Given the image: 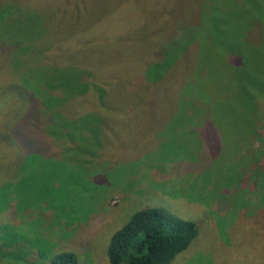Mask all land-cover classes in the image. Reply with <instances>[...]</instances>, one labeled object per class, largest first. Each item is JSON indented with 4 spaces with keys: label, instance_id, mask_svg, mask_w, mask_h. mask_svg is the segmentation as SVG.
Masks as SVG:
<instances>
[{
    "label": "rangeland",
    "instance_id": "374dc122",
    "mask_svg": "<svg viewBox=\"0 0 264 264\" xmlns=\"http://www.w3.org/2000/svg\"><path fill=\"white\" fill-rule=\"evenodd\" d=\"M260 24L264 0H0V264H109L150 205L197 226L170 264H264V120L231 122L264 114Z\"/></svg>",
    "mask_w": 264,
    "mask_h": 264
},
{
    "label": "trees",
    "instance_id": "16d2710c",
    "mask_svg": "<svg viewBox=\"0 0 264 264\" xmlns=\"http://www.w3.org/2000/svg\"><path fill=\"white\" fill-rule=\"evenodd\" d=\"M258 27L263 31L264 37V28H262L261 24L258 25ZM42 46L45 48L43 52L46 53L47 58H50L48 52L49 48L46 49L43 43ZM53 64L57 66L56 63L53 62ZM239 69L240 67L237 68V70ZM84 73L85 76L83 78L81 77L84 87L81 91L83 95L81 99L83 103L86 102V104L93 109L104 102V87L97 79H94L96 82L94 80L92 81L91 77L90 80H84L88 75H93L88 70L87 72L83 70L81 75L83 76ZM261 73L262 85L259 94L264 97V64ZM143 74L147 80L152 78V75L147 69L143 71ZM54 82L48 86L51 89L50 91L60 95V101L62 100L61 105H64L65 109H70L69 104L72 99L75 100L80 98L81 94H74L75 96L71 97L72 91L67 88L68 86H61L59 85L60 83L57 82L58 84H55ZM20 92H23L21 88ZM23 95L24 96H21L23 99L19 103H23L24 105L27 104V98L25 101L26 96L25 94ZM241 105L246 109L247 115L241 119L242 122L246 123V126L241 127L240 117L235 116L234 119H231L235 127V132H238L241 128L245 132L254 133V130L257 128L256 122L258 120H264L263 111L259 110L260 106L249 98L245 103L240 102V106ZM233 110L234 109H232V111ZM11 136L9 134V138H11ZM12 139L14 138L12 137ZM263 139L264 137L257 136L256 141L258 140L260 144H264L262 141ZM14 144L15 142L12 143V146H14ZM23 155V150L17 147L12 156L22 157ZM197 231L196 224L191 220L178 217L161 206H146L135 211L131 217L111 235L106 251L109 264H170L174 256L190 244L192 239L196 236ZM48 264H79V260L74 252L66 250L53 254Z\"/></svg>",
    "mask_w": 264,
    "mask_h": 264
}]
</instances>
